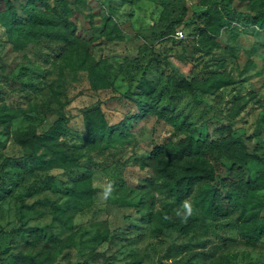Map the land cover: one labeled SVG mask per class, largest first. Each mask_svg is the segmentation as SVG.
Instances as JSON below:
<instances>
[{
  "label": "rangeland",
  "instance_id": "374dc122",
  "mask_svg": "<svg viewBox=\"0 0 264 264\" xmlns=\"http://www.w3.org/2000/svg\"><path fill=\"white\" fill-rule=\"evenodd\" d=\"M26 1L13 0L21 14ZM261 1L46 0V12L71 24V40L36 41L9 32L0 0V264H264V237H242L252 214L264 218V190L244 215L188 233L160 227L158 215L182 211L185 200L172 206L149 157L156 145L189 135L208 146L242 135L262 162L239 166L214 148L218 175L231 166L245 177L264 172V29L254 19L264 12ZM212 3L228 5L221 46L204 40L196 21ZM180 13L181 24L168 20ZM184 77H193L195 93L179 85ZM96 106L117 125L101 143L85 128L84 112ZM59 114L79 166L5 160L31 151L20 141L24 130L43 133ZM109 182L114 191L105 198ZM201 192L186 199L197 215Z\"/></svg>",
  "mask_w": 264,
  "mask_h": 264
},
{
  "label": "trees",
  "instance_id": "16d2710c",
  "mask_svg": "<svg viewBox=\"0 0 264 264\" xmlns=\"http://www.w3.org/2000/svg\"><path fill=\"white\" fill-rule=\"evenodd\" d=\"M4 1L6 9L4 12L5 20L3 21L9 32L13 33L20 30L24 34L32 35L36 41H42L44 37L56 40H71V24L66 17L57 18L46 12V0H27L25 3L20 4L23 14L19 12L13 0ZM261 3L264 4V0ZM222 9L227 14L229 13L226 3L220 5L217 3L208 4L204 10L196 13V21L199 23V35L212 46H221L218 37L229 22L228 16ZM183 17V13H180L176 18H172L169 14L168 20L179 25L183 22ZM254 19L259 28L264 29V12L257 11ZM154 62L156 60L151 59L148 65L151 66ZM96 67L97 63L91 64L94 88L98 87ZM145 72L146 69H144V74ZM179 85L188 92H196L193 77H184ZM161 116L168 122L173 121L171 115L161 114ZM84 120L87 135L95 143H101L106 138H111L117 128V125L109 122L101 106L87 109L84 112ZM231 125L232 123L229 122V126ZM69 132L67 119L59 114L53 125L43 133L37 132L36 129L24 130L20 135V141L30 147L31 151L21 157H9L5 160L7 162H20L28 157H35L37 165L53 167L59 164L71 168L79 166L80 154L74 149L70 150L66 145ZM226 139L221 145L209 144V147L206 144V139L189 135L176 145L162 143L152 149L149 155L150 162L156 167L159 176L164 175V185L173 199L172 206L180 205L197 188L200 187L202 191L198 201L200 215L194 214L185 221L174 214L172 208H167L157 217L160 227L188 233L207 227L208 221L225 219L237 212L244 215L245 212L256 207V202L252 197L257 196L259 191L264 190V172L259 173L254 178L245 177L238 174L234 166H231L227 175L220 176L211 161V152L214 148H220L233 164L239 166L250 161L262 162V159L258 154H253L248 150L242 135ZM41 149L42 152L39 153L38 151ZM52 180L53 178L46 177L48 183H51ZM251 216L253 227L242 233L243 239L248 243L258 241L264 237V218L261 222H258V217L254 214ZM165 217L168 218L165 219ZM199 254L200 252L195 253L194 256L197 258ZM36 264L46 263L38 261Z\"/></svg>",
  "mask_w": 264,
  "mask_h": 264
},
{
  "label": "clouds",
  "instance_id": "9594fccd",
  "mask_svg": "<svg viewBox=\"0 0 264 264\" xmlns=\"http://www.w3.org/2000/svg\"><path fill=\"white\" fill-rule=\"evenodd\" d=\"M114 191L113 184L109 182L107 186L104 188L103 195L105 198L111 196ZM194 214L193 204L189 200H185L182 204V211H177L176 215L181 217L183 220H187L190 216ZM168 217H165L167 219Z\"/></svg>",
  "mask_w": 264,
  "mask_h": 264
}]
</instances>
